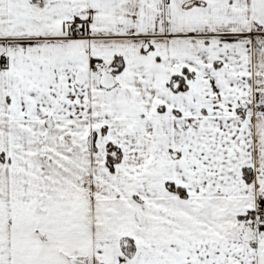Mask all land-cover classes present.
I'll list each match as a JSON object with an SVG mask.
<instances>
[{
    "label": "snow or ice",
    "instance_id": "obj_1",
    "mask_svg": "<svg viewBox=\"0 0 264 264\" xmlns=\"http://www.w3.org/2000/svg\"><path fill=\"white\" fill-rule=\"evenodd\" d=\"M0 264H264V0H0Z\"/></svg>",
    "mask_w": 264,
    "mask_h": 264
}]
</instances>
